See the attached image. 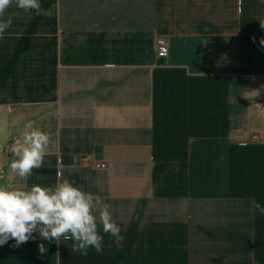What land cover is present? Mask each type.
<instances>
[{"label":"crops","instance_id":"1","mask_svg":"<svg viewBox=\"0 0 264 264\" xmlns=\"http://www.w3.org/2000/svg\"><path fill=\"white\" fill-rule=\"evenodd\" d=\"M39 3L0 17V183H25L6 148L32 122L50 145L28 187L69 180L123 239L83 256L34 233L0 264H264V0Z\"/></svg>","mask_w":264,"mask_h":264},{"label":"clouds","instance_id":"2","mask_svg":"<svg viewBox=\"0 0 264 264\" xmlns=\"http://www.w3.org/2000/svg\"><path fill=\"white\" fill-rule=\"evenodd\" d=\"M15 5L26 13L42 12L39 0H0V17L9 7ZM12 25V19H0V39L6 29ZM264 29V19L260 20ZM264 45V38L260 40ZM50 135L34 127L32 122L24 126L18 139L12 143L9 151L13 159L8 164V172L25 181L16 186L0 183V246L14 240L13 247L35 239L34 233L45 240L61 238L71 240L72 252L87 256L89 249L103 251V235L110 234L118 244L121 236L120 226L113 220L110 205L98 196L85 192L65 179L55 186L32 185L26 181L33 175L34 169L44 164L48 153ZM5 180V172L0 168V181ZM253 208L264 215V205L253 201ZM40 253L47 252L45 245H38Z\"/></svg>","mask_w":264,"mask_h":264},{"label":"built area","instance_id":"3","mask_svg":"<svg viewBox=\"0 0 264 264\" xmlns=\"http://www.w3.org/2000/svg\"><path fill=\"white\" fill-rule=\"evenodd\" d=\"M156 49L158 56L160 58H166L169 55V42L167 38H158L156 42ZM261 140V136L257 134H251L244 142L241 143V145H247L249 143H255L259 142ZM11 145L6 148V151L11 154L9 151ZM97 168L100 169H106L107 164L105 163H100L95 165Z\"/></svg>","mask_w":264,"mask_h":264}]
</instances>
